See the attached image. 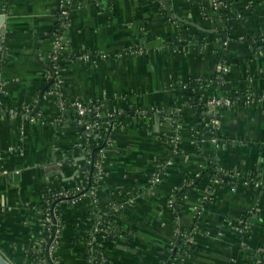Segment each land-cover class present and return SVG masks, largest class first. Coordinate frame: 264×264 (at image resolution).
<instances>
[{
	"label": "crops",
	"instance_id": "obj_1",
	"mask_svg": "<svg viewBox=\"0 0 264 264\" xmlns=\"http://www.w3.org/2000/svg\"><path fill=\"white\" fill-rule=\"evenodd\" d=\"M59 1L0 0V15L6 16L0 101L31 113L44 86L40 77L47 71L35 55L40 64L57 66L56 95L43 96L34 122L7 110L0 116L3 257L11 264H48L31 256L44 228L41 205L49 193L72 190L89 175L90 156L77 146L82 133L68 111V105L81 101L95 105L102 119L118 111L122 116L110 130L106 149H101V139L95 141L101 175L97 208L92 212L88 205L80 206V197L63 202V227L51 252L55 262L89 264L87 243L92 241L103 251L102 263L160 264L178 234L174 204L184 228L193 232L192 250L182 257L183 264H262L264 103L200 113L186 93L191 80L218 77L217 67L223 66L221 79L216 77L220 91L191 90L198 102L229 91L264 98V43L254 47L264 38V0H229L225 29L213 27L211 0H164L178 18L226 31L224 42L221 34L207 33L188 40L187 30L180 28L184 24L165 19L159 0H70L67 26L60 33L65 59L55 64L50 56L59 31L53 32L54 21L59 6L63 8ZM134 45L142 54H125ZM83 53L93 60L81 63ZM174 133L179 158L168 160L159 182L152 183L155 162ZM204 167L254 175L235 178L230 188L220 189L209 174L199 176ZM114 200L121 203L111 227L117 235L92 239L91 220L115 206Z\"/></svg>",
	"mask_w": 264,
	"mask_h": 264
},
{
	"label": "trees",
	"instance_id": "obj_2",
	"mask_svg": "<svg viewBox=\"0 0 264 264\" xmlns=\"http://www.w3.org/2000/svg\"><path fill=\"white\" fill-rule=\"evenodd\" d=\"M197 1V0H196ZM202 2L206 1V0H201ZM219 2H223L225 5L228 3L229 0H218ZM59 4L60 1H59ZM60 12H61V9H60V6H59V9L57 10V14H56V20L54 21V25H53V32L58 30L60 28V25H61V21L59 20V17H60ZM228 14H229V10L228 8H223L221 7L220 9L214 11V17L211 18V22L213 24H215L213 27H216V28H223L225 29L224 26H226V22L228 20ZM219 20H222L220 22V24H218L217 22ZM200 26H203L204 28L206 29H210V28H207V26H204L200 23ZM180 28L181 30H187V38L188 40H198L197 38H199L200 36L203 37L205 36L204 33L198 31V30H195L194 28H191L187 25H180ZM51 37H52V34H51ZM136 43V42H135ZM134 43V44H135ZM264 43V38L262 37V40L260 41V39H257L256 40V44H254V47L255 49L261 47ZM224 56V52H222V57ZM65 59V56L64 54L60 53L59 55V59L58 61L55 63L57 64L58 62H63V60ZM82 63V61H80ZM49 74L47 73V71H43V74L42 76L40 77L41 78V81L44 83V85L48 82V76ZM216 77H217V74L214 75L212 78H210L209 80H206V81H203V82H196L194 80H191L188 84H187V93H186V96L190 97L192 99V101L194 102V105H195V108L198 112H203L206 107L204 105V102L200 103L198 102V100L195 98V96L191 93V90L192 89H196L197 87L199 88H202V89H215V90H219V89H216L217 88V85H216ZM57 83V79L56 77L54 78V81L52 82V84L45 90L44 92V95L45 96L48 92H50L53 87L55 86V84ZM224 90V89H223ZM220 91V90H219ZM217 92V91H216ZM253 93L255 96L257 97H261L259 94L257 93H254V92H251ZM38 95H39V91L38 93L36 94V100L38 98ZM229 95L231 97H235V98H238L239 100V103L240 105H245V94H235L233 93L232 91H229ZM44 99H42V103L44 102L43 101ZM76 102H80L82 103L87 109H89V111L83 116V117H80L78 116V111L77 109L74 107V106H69L68 105V111L72 114L74 120H75V123L78 125V121H82L81 125H78V129L80 130V132L84 135L88 133H91L90 137L92 138V141H89L87 139H84L80 142V148L79 150L84 153V155L86 156H90L91 157V152L93 150L96 149V151L94 152V161L97 160L98 156H99V152H100V149L98 148L99 146H96L95 144V141L97 139H101L102 140V144L103 145V149H106V145H107V142L109 140L112 139V132L110 131V129H108L107 131H104V130H94L92 132H89V131H86V125H94V124H98V125H102L106 122L109 123V125H114V123L116 122L117 119H119V117L122 116V114H117L115 115L114 117H110V118H100L97 116L98 112L93 109V104H86L84 102H81V101H76ZM1 105L3 106L5 103H7L6 101L3 103V101H0ZM41 103V104H42ZM8 109H11V110H14L15 112L17 113H21L23 112L21 108H17L13 105H8ZM4 112L5 111H2L0 112V116L4 115ZM130 111H126L124 114H127L129 113ZM27 115V113H25ZM200 138V135L198 136ZM169 149L168 147L166 146L165 144V147H164V153L160 156V158L155 162V165H154V170L156 172H159L160 170L157 169V166L158 165H165L167 163L168 160H177L179 158V156H176V155H169ZM97 171L96 169L94 168L93 169V174H92V178H91V181L89 183V180L88 178H85L83 179L80 183H77L75 187H79V188H83V189H88L90 190V188H93L95 187L97 189V185H96V182L94 181V177L96 175ZM205 174H209V179L210 178H214V177H217V178H220L223 180V183L218 186L220 189H228L231 187V185H233L235 183V181L231 180V178H227L225 176H223V173H221L220 171H215V170H212V171H209V168L208 167H204L202 168V170L200 171V174L199 176L201 175L202 177L205 175ZM252 174L249 175L247 177L248 180L250 179H253L252 177ZM254 175V174H253ZM195 181H192V185L194 184ZM239 182V181H238ZM189 186V185H188ZM187 188H183L181 189V194L179 197H181V195H185L186 191H187ZM62 192H65V191H61V192H53V193H49L46 198H45V201L42 203L41 205V213L39 214V218L42 219L43 221H45L47 219V209H50V206L51 204L54 202V196L62 193ZM97 197L98 195L96 194V190L94 193H92L91 195H84L83 197H80L77 202L79 203L80 206H89V210L94 212L95 210V205H96V202H97ZM114 204L115 207H117L118 205L120 206V202L114 200ZM67 203H62V204H59L56 209H55V213H56V220L58 221V223L60 222L61 223V213L63 211L62 207L65 206ZM105 215L101 217H99L98 215L94 216V218L91 220L92 222H96L97 220L100 221V227H99V230H106V234L104 235L106 239H110V240H113L115 235H117V230L116 229H111L112 225L114 224V214L116 213L115 211H112L111 209H107L106 212H104ZM198 222L200 223L201 222V219L199 218L198 219ZM178 229V226L175 225V231ZM191 228H188V229H183V234H185L187 231H189ZM98 230V232H99ZM52 232V228L49 226V225H46L44 228H43V231H42V236L38 239H35V249L36 251L31 253V256L33 258V260L37 263V262H40L42 260H45L44 258V249H45V245L49 239V236ZM94 233L93 231L90 232V236L93 238V237H99L101 234L100 233ZM90 239V238H89ZM174 242H175V239L173 240V242L167 246L166 248V260H162L160 262V264H175V258H178V260H181L182 257H187L189 255V253L191 252L192 250V245H190L189 247H186L184 245V239L183 237L181 238L180 240V243L178 245V247L176 248V251L175 253H173V245H174ZM96 252H97V257H96V264H105L106 262H103L100 260V255L103 254V251L101 250V248L97 245V244H94L93 245ZM89 251V250H88Z\"/></svg>",
	"mask_w": 264,
	"mask_h": 264
},
{
	"label": "built area",
	"instance_id": "obj_3",
	"mask_svg": "<svg viewBox=\"0 0 264 264\" xmlns=\"http://www.w3.org/2000/svg\"><path fill=\"white\" fill-rule=\"evenodd\" d=\"M61 1V6H63L61 12H60V17H59V20L61 21V25H60V28H59V31L58 33L56 34L55 36V40H54V44H55V50L53 52V54L50 56V60L53 62V63H56L59 59V55L61 53V50H62V47L60 45V40H61V34L62 31L64 30V28L67 26V21H66V17H67V7L69 5V2L70 0H60ZM211 7L214 9V11L220 9L221 7L223 8H226L227 5H225L223 2H219L218 0H211ZM125 54H128V55H141L142 54V49L141 47H139L138 45H134V46H131L130 48L126 49V52ZM78 58L81 60V61H84V62H90V60L92 61L93 57L92 55H90L89 53H83V54H80L78 56ZM55 70V77L57 75V66L55 65L54 68ZM225 70V67L223 66H218L217 67V73H218V77H217V80H220L221 77H222V73L224 72ZM49 79V78H48ZM197 82H203V79L202 80H198ZM221 83V82H220ZM2 79L0 77V98H1V94H2ZM194 90V89H193ZM51 94H54L56 95V86H54V88L47 93V95H51ZM199 102L202 103L204 102V105L206 107L205 111L208 113V112H211V113H216V111H218L219 109H224V108H233L236 104L239 103V100L238 98H235V97H231L230 95H226V96H223V97H218V96H215V95H211L209 97H207L206 99H204L203 97H201L199 99ZM264 103V98L263 97H257L255 96L253 93H247L245 95V105L247 106H253L255 104H262ZM64 106V105H63ZM73 106L77 109L78 111V116L80 117H83L88 111L89 109H87L82 103L80 102H77V103H73ZM93 109H95L97 111V108L95 107V105L93 106ZM4 110H7L11 115H21V117H23L24 120H29L30 122H34L35 118H31L29 116L30 114V110H27V109H23L20 114L15 112L14 110H11V109H8V106L7 105H1L0 103V112L4 111ZM139 114H142L144 115L145 114V111L143 110H139L138 111ZM27 113V115L25 114ZM117 114H121L119 111L118 112H113L111 113L110 115H108L107 117L110 118V117H114L115 115ZM98 117H100L98 114H97ZM106 117V118H107ZM214 123H216V121H212ZM82 121H78V124L81 125ZM113 125H109L108 122L102 124V125H98V124H94V125H86V131H89V132H92L94 130H102L101 128L103 127L104 128V131H107L108 129L111 130ZM91 133H88L86 135L82 134L80 139H79V142H78V148H80V142L84 139H87L89 141H92V138L90 137ZM109 142V141H108ZM213 143H216L215 140L212 141ZM166 146L168 147L169 149V155H177L178 152H179V145H178V137H177V133H174L172 134L168 139L167 141L165 142ZM167 164V163H166ZM165 164V165H166ZM164 167V165H158L157 166V169L160 170ZM94 168L96 169L97 173L94 177V181L97 183L98 180L101 178V175H100V166H99V161L96 160L95 163H94ZM160 172V171H159ZM159 172H155L154 173V177H153V180H152V183H157L159 182L160 180V173ZM221 173H223V176L227 177V178H231V180L235 179V178H244V179H247V177H242L239 173H236L235 171L233 170H221L220 171ZM212 182L217 185V186H220L222 183H223V180L220 179V178H217V177H214L212 178ZM257 185V183L255 184ZM96 190L95 187L93 188H90V190L88 189H83V188H79V187H75L73 188L72 190H68V191H65V192H62L60 194H58L57 196L55 195L54 196V201H56L57 199H60L62 197H71V196H74L82 191H85V193L81 196L83 197L84 195H91L92 193H94ZM212 195H209L208 196V200L210 201L212 199L211 197ZM58 206V205H57ZM56 206V207H57ZM97 208V202H96V205H95ZM51 207V206H50ZM55 207V209H56ZM55 209H54V215L56 217V213H55ZM112 211H117L118 208L115 207V206H112L110 208ZM197 210V209H196ZM97 211V210H96ZM197 213H199V211H197ZM105 215V213H101L99 215V217H101ZM47 219L44 221V227L46 225H49L51 228L53 227V223H52V220H51V217H50V209H47ZM62 224L56 220V237H55V241L53 242L52 246H51V252L53 251V247H54V243L56 242V239L57 237L60 235L61 231H62ZM99 227H100V221H96V222H92V225L90 227V230L93 231L94 233H97L98 230H99ZM101 232V233H100ZM101 235H105L107 232L106 230H99V232ZM183 239H184V245L186 247H189L190 245H192L193 243V232L192 230L190 231H187L185 234L182 235ZM94 238V237H93ZM92 238V239H93ZM87 248L88 250L90 251L89 252V264H96V257H97V252L93 246V242L92 241H88L87 243ZM103 257L101 256V259ZM175 264H183V261L184 259L181 258V260H178V258H175ZM258 261H260L262 264H264V249H261L259 251V256H258Z\"/></svg>",
	"mask_w": 264,
	"mask_h": 264
},
{
	"label": "water",
	"instance_id": "obj_4",
	"mask_svg": "<svg viewBox=\"0 0 264 264\" xmlns=\"http://www.w3.org/2000/svg\"><path fill=\"white\" fill-rule=\"evenodd\" d=\"M163 6H164V10H165V19H169V20H173V21H177L178 23H181V24H184V25H188L190 27H193L194 29L202 32V33H207V34H221L222 35V42L226 41V36H227V33L226 31L224 30H209V29H206L204 27H201L199 25H196L194 23H191V22H188V21H185V20H182L178 17H176L174 14L171 13L170 9H169V6L167 5V3L164 1V0H159ZM5 19H6V16L1 14L0 15V45L2 43L1 39L3 37V34H4V22H5ZM37 53V52H36ZM35 61L36 63L43 69L49 71L50 73V77L48 79V82L40 89V92H39V96H38V101H37V104H36V107L35 109L29 114L31 118L35 117L36 114L40 111V108H41V103H42V98H43V95H44V92L45 90L52 84V82L54 81V78H55V70L53 69L52 67V64L50 65H42L38 62V57L37 55H35ZM103 149V147L101 148ZM96 151L93 150L91 152V157H90V163L87 167H89V175H88V180H89V183L91 181V178H92V174H93V169H94V152ZM85 193V191H82L74 196H71V197H62L60 199H57L56 201H54L52 204H51V207H50V217H51V220H52V223H53V227H52V232L49 236V239L45 245V249H44V258L46 260V262L48 264H58L57 262H55L51 256V246L53 244V242L55 241V237H56V217L54 215V209L57 205H59L60 203H63V202H68V201H73V200H76L78 199L79 197H81L83 194ZM173 207L178 215V222H179V225H178V234L176 236V240H175V244H174V250H173V253H175L176 251V248L178 247L179 243H180V240L182 238V235H183V229H184V225H183V221H182V216L181 214L178 212V209H176L175 205L173 204ZM0 264H11L5 257H3V255L0 253ZM169 264V263H167Z\"/></svg>",
	"mask_w": 264,
	"mask_h": 264
}]
</instances>
